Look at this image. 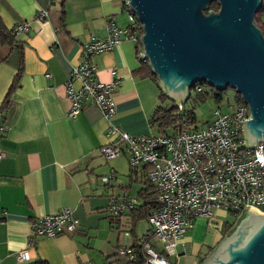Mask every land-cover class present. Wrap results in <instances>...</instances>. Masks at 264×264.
<instances>
[{"label": "crops", "instance_id": "0c3cea01", "mask_svg": "<svg viewBox=\"0 0 264 264\" xmlns=\"http://www.w3.org/2000/svg\"><path fill=\"white\" fill-rule=\"evenodd\" d=\"M41 8L48 9L45 18L37 17ZM0 16L9 28L22 21L29 25L16 33L23 69L12 87L17 55L0 38V108L8 101L0 111V264L39 258L49 264H133L116 255L121 239L132 242L120 234L128 216H109L107 207L112 195L125 190L138 197L140 176L124 155L107 159L101 146L116 139L110 124L131 134L149 132L160 88L142 64L137 41L121 34L112 48L91 56L96 78L115 83L114 113L106 118L87 103L70 116L66 95L69 80L80 85L70 76L83 42L91 35L104 37L109 21L128 25L123 0H0ZM258 23L264 31V12ZM109 173L113 177L103 183ZM63 207L72 210L77 228L29 245L33 218ZM219 214L225 211L215 209V226L205 218L193 221L176 247L179 258L169 255L173 263L202 260L227 231ZM25 248L29 258L17 259L15 252Z\"/></svg>", "mask_w": 264, "mask_h": 264}, {"label": "built area", "instance_id": "2783aa9c", "mask_svg": "<svg viewBox=\"0 0 264 264\" xmlns=\"http://www.w3.org/2000/svg\"><path fill=\"white\" fill-rule=\"evenodd\" d=\"M123 8L128 14L125 28L109 21L104 37L91 35L83 42L80 60L70 76L77 78L80 85L75 87L72 79L66 85V95L71 101L70 116H75L87 103L96 104L106 118L114 113L111 94L115 83L96 78L91 56L112 48L121 41V34L134 40L140 36L142 22L127 0ZM47 12L48 9L41 8L37 17L45 18ZM28 27V23L22 21L13 28L18 32ZM203 87L198 84L197 90ZM247 117L248 105L243 100L229 111L215 109L214 117L198 128L175 133H163L156 124H151L149 132L131 134L110 124V134L116 139L101 146L103 155L107 159L124 155L132 168L145 166L156 189L157 207L146 218L148 230L136 238L146 250V264H173L166 255L179 258L176 247L192 221L198 217L211 219L216 208L232 209L237 214L245 207L264 210V144L250 146L245 142L241 124ZM112 175H103L101 179L106 182ZM136 202V196L122 191L111 196L107 212L118 215L134 207ZM77 226L72 210L63 207L58 212L33 218L28 243L33 245L40 237L74 231ZM125 237H131L129 230H125ZM131 243L120 246L119 254L133 258L134 253L128 247ZM15 257L29 258L28 250H18ZM77 264H86V261Z\"/></svg>", "mask_w": 264, "mask_h": 264}, {"label": "water", "instance_id": "95a60500", "mask_svg": "<svg viewBox=\"0 0 264 264\" xmlns=\"http://www.w3.org/2000/svg\"><path fill=\"white\" fill-rule=\"evenodd\" d=\"M127 0L142 22L140 53L162 92L184 101L205 80L234 87L248 105L242 134L264 144V31L261 0ZM198 264H264V210L245 207Z\"/></svg>", "mask_w": 264, "mask_h": 264}, {"label": "trees", "instance_id": "16d2710c", "mask_svg": "<svg viewBox=\"0 0 264 264\" xmlns=\"http://www.w3.org/2000/svg\"><path fill=\"white\" fill-rule=\"evenodd\" d=\"M123 2H124V0H123ZM218 6H219V4L217 3V1H215V0L211 1L210 4L208 5V7L205 8L204 11L207 12L209 8L216 10L218 8ZM263 12H264V0H261V4H260V6L257 9L256 14H255V19L257 22H259V15ZM16 33L17 32L15 31V29L13 27L9 28L5 25V23L3 22V20L1 19V16H0V38L3 40H6L11 45V48H13L15 50L16 55H17V71H16V74L14 76L13 83L11 84V87L14 86L16 82H18L19 77H20V73L23 69L22 43L16 38ZM136 41H137V50L140 51L141 45L139 42V37L137 38ZM142 59H143L142 64L148 68L149 74L156 81V75L150 70V67L148 66L147 60L143 57H142ZM198 84H202L204 87L201 90H197ZM191 89H194L197 93L205 92L208 95H211L216 101H219L220 98L223 96V89L216 88V87L208 84L205 80L197 81L190 88V90ZM190 96H191V94L189 95V97ZM235 97H236L237 103L243 101L241 95L238 92L236 93ZM7 102H8L7 98H5V100L3 101L2 106L0 108L1 112L7 106ZM215 109H219V108H215ZM214 110H213L212 117L203 121L201 123L202 125L206 124L208 121H210L214 117ZM219 110L221 111V109H219ZM222 112H224V111L222 110ZM197 121L198 120L196 119V114H195L193 106L187 107V106H185V104L183 102L179 106L178 102L170 99L168 96H166L162 92L161 89H159V102L156 105L154 112L151 115V119H150V123L156 124L159 131H161L163 133H175V132L180 131V130L185 129V128H193V127L198 128L201 126V124H199V126H198ZM191 125L193 127H190ZM131 170L133 172H136L139 174L140 182H141V186H140V188L138 190V194H137L138 197H136L137 202H136L135 206L123 210L118 215L110 214L109 212H107V214L108 215L110 214L109 216H112V217L120 216L122 214H127L128 218H127V222L125 224L129 225V227H130L129 231L133 232V230L135 229L137 221L141 218H147V216L150 213H152L153 210L157 207V201H156V195H155L156 189L154 188L153 182L147 176L145 166H143L141 168H132L131 167ZM112 177H113V175H112ZM109 180L106 182H104V181H102V182L107 183V182H109ZM225 212H228V213H231L234 215L237 214V213L233 212L232 209H229L227 211L225 210ZM225 222L228 226L227 229L229 227H231V225H232L231 222H228V221H225ZM192 223H193V221H192ZM186 232H185V234H186ZM133 235H134V232H133ZM136 238H137V236L136 237L132 236V238H131L132 243L130 244V246H128L131 248V251L134 253L133 258L123 257L122 255L119 254L118 250H117V254H119L121 258H124L127 262H130L133 264H146V262H145L146 250L143 249V246L141 243L137 242ZM119 248L120 247H118V249ZM168 256L169 255H166V257L168 259H170L173 263L174 261L171 259L172 257L171 256L168 257ZM30 264H49V263L46 260L39 258V259H36L33 262H31ZM173 264H176V263H173Z\"/></svg>", "mask_w": 264, "mask_h": 264}, {"label": "rangeland", "instance_id": "374dc122", "mask_svg": "<svg viewBox=\"0 0 264 264\" xmlns=\"http://www.w3.org/2000/svg\"><path fill=\"white\" fill-rule=\"evenodd\" d=\"M191 92L189 93V95L191 94V96L188 98H186L184 101H182L185 106L187 107H194V111H195V114H196V119L198 120L197 121V125L199 126V124H201L203 121L209 119L212 117L213 115V110L215 108H219L221 109V111H229V110H232L235 106H236V90L234 87H227L225 89H223V96L220 98L219 101H216L211 95H208L207 93L205 92H201V93H197L194 89H191L190 90ZM182 102H178L179 104H182ZM202 125V124H201ZM190 127H193L192 125ZM223 211H225L224 209H222ZM239 214V213H238ZM238 214H231V213H228V212H225V214H219V217L223 220V221H228V222H235ZM199 218H205L207 219L206 217H199ZM198 218V219H199ZM125 218L123 217V220ZM212 220V222H211ZM210 221V222H209ZM217 218L216 217H212L211 219H207V222L213 226H215L216 224L213 223V222H217ZM148 227H149V223L147 221L146 218H141L137 221L136 223V226H135V231L133 230L134 232V235H133V232L131 233V237H136L138 236V234H143V233H146L147 230H148ZM121 232V236H125V230H130V227L129 225H126L123 223V225L121 226L120 228ZM125 239V238H124ZM129 244V241L126 239L123 240L122 242V239H121V243H120V246H123V245H127ZM119 246V247H120ZM116 255H118L120 257L119 254L116 253ZM116 256V257H118Z\"/></svg>", "mask_w": 264, "mask_h": 264}]
</instances>
